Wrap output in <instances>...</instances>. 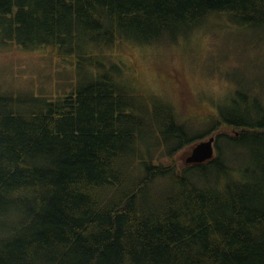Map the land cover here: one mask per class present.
Here are the masks:
<instances>
[{
    "label": "trees",
    "instance_id": "obj_1",
    "mask_svg": "<svg viewBox=\"0 0 264 264\" xmlns=\"http://www.w3.org/2000/svg\"><path fill=\"white\" fill-rule=\"evenodd\" d=\"M223 17L264 32V0H0L5 39L86 77L55 99L0 93V264H264V98L235 92L189 137L102 54L172 47ZM219 128L212 160L175 165Z\"/></svg>",
    "mask_w": 264,
    "mask_h": 264
},
{
    "label": "rangeland",
    "instance_id": "obj_2",
    "mask_svg": "<svg viewBox=\"0 0 264 264\" xmlns=\"http://www.w3.org/2000/svg\"><path fill=\"white\" fill-rule=\"evenodd\" d=\"M98 52L93 48V54ZM55 54L48 48L24 49L0 31V93L55 99L76 91L86 82L84 69ZM102 54L108 63H118L137 91L156 95L172 107L191 128L189 137L208 129L212 117L233 113L230 100L235 92L264 98V32L241 29L224 17L172 47L126 43ZM220 131L214 129L184 145L172 153V161L179 168L186 166L192 147ZM169 147L172 144L165 149ZM151 156L152 161L166 159L163 151L155 150Z\"/></svg>",
    "mask_w": 264,
    "mask_h": 264
},
{
    "label": "water",
    "instance_id": "obj_3",
    "mask_svg": "<svg viewBox=\"0 0 264 264\" xmlns=\"http://www.w3.org/2000/svg\"><path fill=\"white\" fill-rule=\"evenodd\" d=\"M214 157V137L198 142L190 150L185 165H201Z\"/></svg>",
    "mask_w": 264,
    "mask_h": 264
}]
</instances>
